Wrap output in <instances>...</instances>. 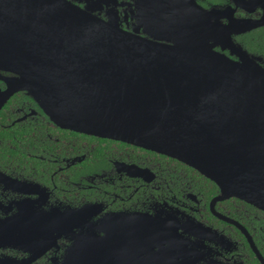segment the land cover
Instances as JSON below:
<instances>
[{
  "label": "water",
  "instance_id": "95a60500",
  "mask_svg": "<svg viewBox=\"0 0 264 264\" xmlns=\"http://www.w3.org/2000/svg\"><path fill=\"white\" fill-rule=\"evenodd\" d=\"M137 4L127 30L111 0H0V107L25 92L58 127L175 158L215 201L264 211L263 56L195 0Z\"/></svg>",
  "mask_w": 264,
  "mask_h": 264
},
{
  "label": "flooded vegetation",
  "instance_id": "af4514ba",
  "mask_svg": "<svg viewBox=\"0 0 264 264\" xmlns=\"http://www.w3.org/2000/svg\"><path fill=\"white\" fill-rule=\"evenodd\" d=\"M137 1L111 0L124 29ZM195 1L264 58L247 45L264 34V0ZM182 163L58 127L15 92L0 107V264H264V211L215 201L219 187Z\"/></svg>",
  "mask_w": 264,
  "mask_h": 264
},
{
  "label": "trees",
  "instance_id": "16d2710c",
  "mask_svg": "<svg viewBox=\"0 0 264 264\" xmlns=\"http://www.w3.org/2000/svg\"><path fill=\"white\" fill-rule=\"evenodd\" d=\"M258 43H260V44H257V45H255V44H247L248 45V48L250 49V50H252V51H257V52H260V53H264V34L262 35V37L261 38H259L258 40ZM260 41V42H259ZM264 55V54H263ZM184 166H188V165H186V164H184V163H182ZM191 170H193L194 168H192V167H190V166H188ZM195 170V169H194ZM198 172V171H197ZM202 175V174H201ZM203 176V175H202ZM205 177V176H204ZM206 178V177H205ZM206 179H208V178H206ZM208 180H210V179H208ZM211 181V180H210ZM213 182V181H212ZM214 183V185L215 186H217V184L215 183V182H213Z\"/></svg>",
  "mask_w": 264,
  "mask_h": 264
}]
</instances>
